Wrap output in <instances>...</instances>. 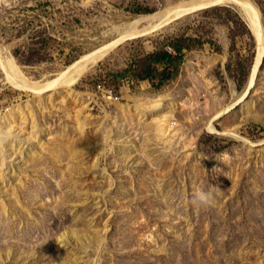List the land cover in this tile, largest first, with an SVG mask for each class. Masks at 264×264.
Here are the masks:
<instances>
[{
	"label": "rangeland",
	"instance_id": "374dc122",
	"mask_svg": "<svg viewBox=\"0 0 264 264\" xmlns=\"http://www.w3.org/2000/svg\"><path fill=\"white\" fill-rule=\"evenodd\" d=\"M187 1L0 0V51L30 83L61 80L135 20ZM134 3L157 12L135 17L124 9ZM44 28L54 63L22 66L13 49ZM143 37L41 95L16 88L0 61V264H264V71L244 101L248 86L239 92L227 77L225 90L213 75L228 61L220 29L225 54H190L159 91L115 80L125 49L115 51ZM103 81L119 100L103 98ZM210 131L237 144L203 156L197 140ZM209 185L220 190L214 202L192 204Z\"/></svg>",
	"mask_w": 264,
	"mask_h": 264
},
{
	"label": "trees",
	"instance_id": "16d2710c",
	"mask_svg": "<svg viewBox=\"0 0 264 264\" xmlns=\"http://www.w3.org/2000/svg\"><path fill=\"white\" fill-rule=\"evenodd\" d=\"M257 3L264 18V0ZM124 9L135 17L157 12V8L137 3ZM45 10L49 13L48 9ZM176 27L118 52L117 56L123 59L125 65L109 70L114 79L128 80L133 86L150 83L155 91H159L180 75L190 54L209 52L224 55V45L218 38V32L225 29L229 40L228 61L224 68L222 64L215 68L213 75L225 90L229 89L227 77L236 84L239 92L246 90L257 58V40L242 17L228 7H213L190 15ZM53 41L47 28L33 30L26 42L13 49L14 57L25 67L52 64L55 61L51 52ZM147 42L152 45L151 51L145 48ZM236 144L228 137L204 132L197 140V151L203 156H216Z\"/></svg>",
	"mask_w": 264,
	"mask_h": 264
},
{
	"label": "bare ground",
	"instance_id": "6f19581e",
	"mask_svg": "<svg viewBox=\"0 0 264 264\" xmlns=\"http://www.w3.org/2000/svg\"><path fill=\"white\" fill-rule=\"evenodd\" d=\"M220 6H237L240 8L243 13L247 16L249 20V24L253 33L258 42V54L257 64L255 69L252 72L248 89L242 99L244 100L245 96L248 94V91L251 87H253L261 73V66L264 60V27L261 21L259 11L253 6V4L249 0H190L180 4L176 10L169 11L167 14L164 15H149L145 16L141 19L135 20L131 24H129V28H131V32L128 35L121 37L119 40L107 45L87 56L81 58L80 61L76 62L74 65L70 66L65 73L61 75V80L57 79L54 81H49L47 83H30L25 80L19 72L17 65L15 64L14 60L7 59L3 57V51H0V61L7 71L9 75V81L18 89L24 91H33L39 95L49 91L50 89L58 86L59 84H64L67 86H72L75 84L79 78L86 73L90 68L95 66L101 59H103L108 53L119 46L122 42L125 41L126 38H136L144 36L150 29L157 28L160 24L165 23L174 17L180 16L183 13L192 12L198 9L203 8H213V7H220ZM147 24L143 30L140 31H133L134 27L138 24ZM133 31V32H132ZM256 62V61H255ZM61 81V82H60ZM232 109V108H231ZM223 114H220L218 118H220ZM212 132H217L214 125L211 126Z\"/></svg>",
	"mask_w": 264,
	"mask_h": 264
},
{
	"label": "water",
	"instance_id": "95a60500",
	"mask_svg": "<svg viewBox=\"0 0 264 264\" xmlns=\"http://www.w3.org/2000/svg\"><path fill=\"white\" fill-rule=\"evenodd\" d=\"M226 7L230 8L232 11H234L236 14H238L240 17H242V18L246 21V23L249 25V22H247V20H246V18L244 17V15H243L242 13H240L238 10H236V7H235V6H226ZM211 8H212V7H211ZM204 9H207V8L198 9V10H195V11H192V12H188V13H183V14L180 15V16H177V17H174V18H172V19H170V20H168V21H165V23L160 24L157 28H155V29H150V31H148V32L144 35V37L142 38V40H139V41H136V42L129 43V44H127V45H125V46L119 48V49L116 50L115 52H117V51H119V50L126 49V48H128V47H130V46H132V45H134V44H136V43H138V42H141V41H143V40H145V39H147V38H149V37H151V36H154L156 33H158L159 31L163 30L164 28H166V27H168V26H170V25H172V24H174V23H176V22H178V21H181V20H183V19L189 17L190 15H192V14H194V13H196V12H199V11H201V10H204ZM260 10H261V9H260ZM249 27H250V25H249ZM250 29H251V27H250ZM251 30H252V29H251ZM252 32H253V30H252ZM258 57H259V55L257 56V59H258ZM78 58H79V57L74 58V60H72V62H74V61L77 60ZM257 59H256V62H255V66H256V64H257ZM263 64H264V60H263L262 66H263ZM255 66H254V69H255ZM262 66H261V68H262ZM254 69H253V70H254ZM257 80H258V79H257ZM256 83H257V81H256ZM256 83H255V85H254L253 87H251V88L249 89L248 94L245 96L244 100H246V99L249 97V95L252 93L254 87L256 86ZM244 100H243V101H244ZM210 132H211V131H210ZM211 133H212V132H211ZM214 134H219V133H214ZM219 135H220V134H219Z\"/></svg>",
	"mask_w": 264,
	"mask_h": 264
},
{
	"label": "clouds",
	"instance_id": "9594fccd",
	"mask_svg": "<svg viewBox=\"0 0 264 264\" xmlns=\"http://www.w3.org/2000/svg\"><path fill=\"white\" fill-rule=\"evenodd\" d=\"M216 169V168H215ZM213 169V171L215 170ZM227 175V173L225 174ZM220 191L218 188L209 185L208 190H198L192 197L191 203L195 206H209L215 200V192Z\"/></svg>",
	"mask_w": 264,
	"mask_h": 264
},
{
	"label": "built area",
	"instance_id": "2783aa9c",
	"mask_svg": "<svg viewBox=\"0 0 264 264\" xmlns=\"http://www.w3.org/2000/svg\"><path fill=\"white\" fill-rule=\"evenodd\" d=\"M97 90L107 101L113 102L119 100V98L116 95L115 89L107 86L105 83L98 84ZM6 111L8 112V110ZM2 113L3 111L0 112V114Z\"/></svg>",
	"mask_w": 264,
	"mask_h": 264
}]
</instances>
